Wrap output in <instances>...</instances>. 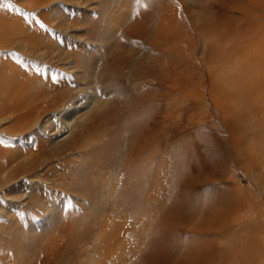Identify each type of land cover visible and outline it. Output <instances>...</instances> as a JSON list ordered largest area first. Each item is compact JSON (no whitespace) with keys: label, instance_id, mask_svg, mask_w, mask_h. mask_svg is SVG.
Here are the masks:
<instances>
[{"label":"rangeland","instance_id":"374dc122","mask_svg":"<svg viewBox=\"0 0 264 264\" xmlns=\"http://www.w3.org/2000/svg\"><path fill=\"white\" fill-rule=\"evenodd\" d=\"M0 10L49 108L21 122L2 264H264V0Z\"/></svg>","mask_w":264,"mask_h":264},{"label":"bare ground","instance_id":"6f19581e","mask_svg":"<svg viewBox=\"0 0 264 264\" xmlns=\"http://www.w3.org/2000/svg\"><path fill=\"white\" fill-rule=\"evenodd\" d=\"M17 33L18 30L15 24L14 16H9L5 11L0 10V49L5 47H16L14 40L16 39V36H18ZM7 54L14 56L12 51H9ZM36 77V75L22 74L19 66L14 60H12V58L5 57L2 54L0 55V200L2 197L4 184L14 179V175L17 171H19L18 160L21 151L19 149L20 141L18 134L22 128H20L21 122L23 119H27L30 121L29 123L25 121V125H30V122L33 120L36 121L37 118H39L41 115L40 113L47 112L49 110V108L38 104V102H40L42 99H45L48 92L45 91L46 88L44 83H42V80ZM37 79L38 81L40 79L41 81L39 83H42L44 86H41L40 84L38 85L36 83ZM63 91V95H60L59 97L60 99L68 97V92L65 90ZM38 143L40 142L38 141ZM20 165H22V163ZM243 196L244 195L242 194L241 198ZM229 199L231 198H227L224 201L227 202ZM241 200H239V204L233 206L229 211L228 208L229 205L231 206V203L228 202L225 204L226 206L224 215H233L232 210H236L238 207L240 208L241 205L243 207L244 213L246 211L247 213H251L249 210L250 206L247 203H244V201L240 204ZM208 213H212V211L208 209L203 214ZM247 219L245 221H247ZM233 222L234 221H230L228 226H226L229 227V229H232L231 225ZM251 229L252 225L247 222L242 231L246 239H248ZM2 231L3 230L0 226V264H2L3 260L1 237ZM235 262H239V260L236 259ZM235 262H233V264H235Z\"/></svg>","mask_w":264,"mask_h":264},{"label":"crops","instance_id":"0c3cea01","mask_svg":"<svg viewBox=\"0 0 264 264\" xmlns=\"http://www.w3.org/2000/svg\"><path fill=\"white\" fill-rule=\"evenodd\" d=\"M245 198H247V197H245V194H244V199H243L244 202L246 201L245 203H247V204L251 207L252 205H251L250 203H248V202H247L248 200H246ZM249 210L251 211L250 208H249ZM245 213H247V211H246ZM210 261L212 262V257H211V259L209 258V261H208V262L210 263ZM179 263H186V262H185V258L182 259V260H180Z\"/></svg>","mask_w":264,"mask_h":264}]
</instances>
